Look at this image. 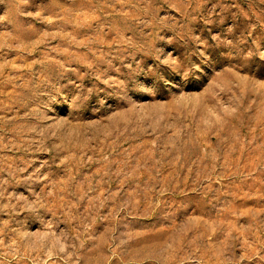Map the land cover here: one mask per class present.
<instances>
[{"label": "rangeland", "instance_id": "1", "mask_svg": "<svg viewBox=\"0 0 264 264\" xmlns=\"http://www.w3.org/2000/svg\"><path fill=\"white\" fill-rule=\"evenodd\" d=\"M0 264H264V0H0Z\"/></svg>", "mask_w": 264, "mask_h": 264}]
</instances>
